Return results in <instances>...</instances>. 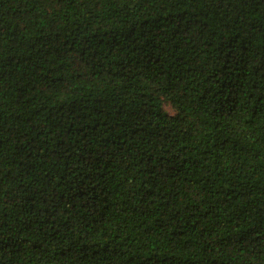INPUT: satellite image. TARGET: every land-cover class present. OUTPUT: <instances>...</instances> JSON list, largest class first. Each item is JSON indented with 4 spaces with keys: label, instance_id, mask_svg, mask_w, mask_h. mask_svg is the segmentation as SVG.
Returning <instances> with one entry per match:
<instances>
[{
    "label": "trees",
    "instance_id": "trees-1",
    "mask_svg": "<svg viewBox=\"0 0 264 264\" xmlns=\"http://www.w3.org/2000/svg\"><path fill=\"white\" fill-rule=\"evenodd\" d=\"M0 264H264V0H0Z\"/></svg>",
    "mask_w": 264,
    "mask_h": 264
},
{
    "label": "rangeland",
    "instance_id": "rangeland-1",
    "mask_svg": "<svg viewBox=\"0 0 264 264\" xmlns=\"http://www.w3.org/2000/svg\"><path fill=\"white\" fill-rule=\"evenodd\" d=\"M166 109H168L170 111V107L169 106H167Z\"/></svg>",
    "mask_w": 264,
    "mask_h": 264
}]
</instances>
